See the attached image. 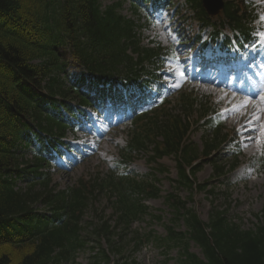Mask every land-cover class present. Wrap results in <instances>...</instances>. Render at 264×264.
Segmentation results:
<instances>
[{
    "label": "trees",
    "instance_id": "16d2710c",
    "mask_svg": "<svg viewBox=\"0 0 264 264\" xmlns=\"http://www.w3.org/2000/svg\"><path fill=\"white\" fill-rule=\"evenodd\" d=\"M124 1L104 8L102 0H0V264H61L75 260L86 246L82 221L91 198L97 190L106 189L118 197L112 202L117 220L112 226L100 219L93 236L99 248L101 240H106L110 253L119 258L115 264H136L124 259L125 239L133 222L145 213L143 199L155 197L156 188L111 178L101 184L82 181L58 190L50 174L44 172L46 159L37 157L21 168L17 154L19 144L26 142L29 131L35 133L34 128L50 135H65L69 126L62 123L64 116L50 111L57 110V96L90 105L78 87L69 85V59L74 58L101 79H113L120 74H136L140 64L160 57L161 48L143 47L138 25L122 15ZM190 1L200 6L198 0ZM226 16L234 21L232 9H227ZM82 81L77 84L83 87ZM186 101L184 109L189 115L194 102ZM162 118H166L163 123ZM144 120L139 122V132L150 137L159 131L157 136L162 137L161 142L153 143L152 159L178 156L190 123L165 112ZM142 133L133 140V147L148 150V138ZM214 134L215 138L205 145L206 157L219 146L220 131ZM54 144L50 141V146ZM183 152L184 164L197 160V151L191 146ZM219 171L224 169L220 167ZM180 176V185L191 188L182 167ZM20 178H26V188H18L16 179ZM172 199L180 218L184 212L188 231L168 228L167 238L156 241L168 251L178 249L179 264H264V226L255 232H241L227 224L223 213L204 224L187 210L186 204L176 197ZM190 241L199 245L204 259L188 252ZM139 247L140 243L136 244L135 251ZM108 254L100 249L93 257L94 264H111Z\"/></svg>",
    "mask_w": 264,
    "mask_h": 264
},
{
    "label": "rangeland",
    "instance_id": "374dc122",
    "mask_svg": "<svg viewBox=\"0 0 264 264\" xmlns=\"http://www.w3.org/2000/svg\"><path fill=\"white\" fill-rule=\"evenodd\" d=\"M117 0H104L103 4L105 6L112 5L116 3ZM185 0H182L184 2ZM233 0H225L229 2ZM237 1V0H234ZM254 3L257 7L264 9V0H246ZM123 14L128 17H133L132 7L130 3L126 1L123 5ZM141 24H145L144 19L140 15V18L137 19ZM149 30L146 29L143 33V44L148 45L151 42H156L162 45L167 51L174 53L179 52L180 50H175L176 41L175 35L171 32L169 33L168 24L163 22V25H151ZM172 63L167 64L166 69L169 68V74L175 76L177 79L176 85L181 83L180 73L178 69L172 71ZM171 80V77H168ZM167 79V80H169ZM185 86L187 85L184 83ZM188 86V85H187ZM189 91L193 92L203 102L210 103L209 108L223 110L224 104L219 103L218 97H223V94H220L218 91L215 92L214 89H209V87L203 86L200 82H195L193 80V85L188 87ZM236 106V103H233V107ZM199 110V109H198ZM215 111V110H214ZM197 116L200 113H196ZM226 122L225 128L231 134H236L237 125L230 123L228 117L224 116ZM94 133L87 134L85 137H79L75 141V145L78 148H84V158L79 157L77 154L71 153L70 156L75 157L76 163L71 165L68 160H63L57 158L54 166L52 167L51 173L53 177V183L57 184L60 189H65L68 186H74L80 181H95L97 178H105L112 173H122L123 166L121 165V148L125 147L129 141V132L131 129V124L124 125L120 128H117L115 131L108 133L106 122L103 119L94 117ZM100 135V138L98 136ZM202 136L203 132H197L191 137V140L197 144L199 147H202ZM240 140V138H238ZM242 146V147H241ZM240 148L242 150L243 157H241L242 166L240 167L238 173H234L228 180V188L231 189L232 194V207L228 216H232L236 219L242 220L243 228L250 229L253 228L257 222L262 220L264 223V171H260V166H258L259 159L264 158V147L263 150H255L252 148H246L241 144ZM39 148V147H38ZM227 151H233V149L225 150V155L228 154ZM23 153L25 156L31 160L32 155L30 151L24 150ZM224 154L221 155L223 157ZM58 164H62V167ZM161 167L166 168L170 171L169 179H166V176H161L156 172L155 177L160 181L159 188L162 191V197L160 199L151 200L147 204L151 210L153 216H160L163 218L162 223H155L151 219H144L140 224H136L133 227V230L148 232L152 230L157 237H163L165 234L164 224H168V221L172 219L170 211L166 206L164 197L172 192L174 188L171 186V181L175 180L177 177V168L176 162L173 157L164 159L160 162ZM158 166H154V169ZM153 167L148 163V156L139 153L137 156H134L127 170H130L131 173L135 176L145 177L147 175L153 174ZM213 176V168L210 165H205L202 172L198 175L197 179L200 183H203ZM248 178L244 180V177ZM26 182L24 180L18 181V186L25 187ZM216 185V184H215ZM219 187V185H216ZM174 190V189H173ZM221 193L225 192L223 187L220 191ZM220 193V194H221ZM180 197L183 200L191 199L190 207H192L197 215L204 221H207L209 215L212 211L213 205L211 200L205 194L194 193L189 197V193L185 191L180 192ZM224 200V198H223ZM222 199H214L213 204H221ZM104 212L106 218L112 214V206L109 204L105 197H100L96 202L93 203L88 210L85 221L93 222L96 221V213L101 215ZM258 220V221H257ZM183 228H181L182 230ZM92 231V229H89ZM91 240L94 236L91 234ZM107 244L102 242V249H107ZM131 253V247L128 246L125 248ZM96 251H85L79 253L76 257L77 259L71 263L65 264H94L93 257L97 254ZM190 252L201 256V252L198 247L191 244ZM128 255V254H127ZM127 258V256H125ZM137 262L139 264H178V253L177 251H171L168 254H165L163 251L155 244H149L144 247L136 256ZM112 261L118 259V257H113L111 254Z\"/></svg>",
    "mask_w": 264,
    "mask_h": 264
},
{
    "label": "snow or ice",
    "instance_id": "6c2138e0",
    "mask_svg": "<svg viewBox=\"0 0 264 264\" xmlns=\"http://www.w3.org/2000/svg\"><path fill=\"white\" fill-rule=\"evenodd\" d=\"M261 19L264 20V17H261ZM176 86H179V85H176ZM262 99H264V98H262ZM248 103H249V101H247V100L244 101L242 107L243 108H247ZM255 108H256V111H254L251 114V118L247 121L248 124H251L253 121H259V119H260V112H264V108H260L259 105H256ZM237 131L239 132L240 129H237ZM259 131L262 134H264V125L261 126V128L259 129ZM257 139H259V138H257Z\"/></svg>",
    "mask_w": 264,
    "mask_h": 264
},
{
    "label": "water",
    "instance_id": "95a60500",
    "mask_svg": "<svg viewBox=\"0 0 264 264\" xmlns=\"http://www.w3.org/2000/svg\"><path fill=\"white\" fill-rule=\"evenodd\" d=\"M204 5L212 14H217L222 8L221 0H204Z\"/></svg>",
    "mask_w": 264,
    "mask_h": 264
},
{
    "label": "bare ground",
    "instance_id": "6f19581e",
    "mask_svg": "<svg viewBox=\"0 0 264 264\" xmlns=\"http://www.w3.org/2000/svg\"><path fill=\"white\" fill-rule=\"evenodd\" d=\"M233 122H236V118H233ZM249 126V124H246L245 125V127L247 128ZM252 131H250V130H248V131H246V132H244V133H242V135H248L249 133H251ZM261 133V132H260ZM262 134V133H261ZM262 137L260 138V139H262L263 138V135H261ZM259 139V140H260ZM259 140H256V139H254V138H252V139H249V140H247L246 142L247 143H252V145H254L257 141H259Z\"/></svg>",
    "mask_w": 264,
    "mask_h": 264
}]
</instances>
